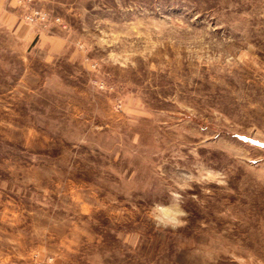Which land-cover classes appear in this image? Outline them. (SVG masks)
I'll return each instance as SVG.
<instances>
[{
    "label": "rangeland",
    "instance_id": "obj_1",
    "mask_svg": "<svg viewBox=\"0 0 264 264\" xmlns=\"http://www.w3.org/2000/svg\"><path fill=\"white\" fill-rule=\"evenodd\" d=\"M0 264H264V0H0Z\"/></svg>",
    "mask_w": 264,
    "mask_h": 264
}]
</instances>
